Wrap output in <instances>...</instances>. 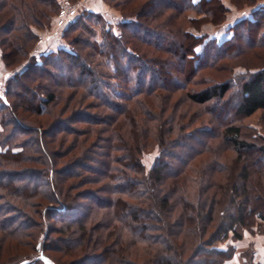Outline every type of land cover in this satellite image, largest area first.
Masks as SVG:
<instances>
[{"label": "trees", "instance_id": "1", "mask_svg": "<svg viewBox=\"0 0 264 264\" xmlns=\"http://www.w3.org/2000/svg\"><path fill=\"white\" fill-rule=\"evenodd\" d=\"M133 1L122 0L121 14L116 22H110L99 11L80 9L63 31L65 39L69 31L82 29L68 46L32 53L40 40L34 28L52 25L53 15L59 11L58 0H0V62L3 60L10 67L26 58L13 76L10 77L9 72L3 78L6 83L0 86V108L4 110L1 123L7 134L0 142V264H9L14 256L17 257L16 252H10V249H17V244L33 241L38 254L17 264L25 260H28L27 264H48L44 255L55 264H62L46 251L47 239L58 240L65 249L72 248L73 253L69 254L72 259L68 264H109V257L121 260V264H139L131 256L135 244L132 236L137 243L145 242L146 251H151L145 261L147 264H174L176 261L184 264V257L189 261L188 256L192 257L194 251L200 250L212 252L223 262L232 256L234 249L231 246L223 249L217 244L229 238L241 239L243 230L255 218L264 221V192L259 191L260 180L257 182L252 177L250 166L244 165L239 180L219 179L215 165L208 171L202 170L197 178V166L192 159L210 152V143L180 146L182 139H173L176 129L181 130L188 141L193 132L186 133L188 122H178L174 114L157 123L162 112L174 110L175 106L168 102L178 88L186 89V98L196 104L230 101L237 116H251L264 110V68L231 75L225 81L213 80L206 84L201 80L198 85L194 83L193 88L187 85L174 87L168 85L172 78L162 68L167 58L159 53L155 58L148 57L133 45L136 40L157 49L159 45L163 46L159 51L178 57L182 66L176 70L182 79L190 82L204 68H209L208 62L220 64L238 50L241 46L236 45L237 42L246 40L252 48L258 35L264 37V4L233 24H227L229 7L222 0H165V3L163 0H143L140 4ZM156 1H161L160 5L154 4ZM129 10L130 13H126ZM192 10L203 11L208 21L219 28L213 33L201 31L199 34L184 28L177 22V17L181 14L188 23L196 22L189 14ZM219 11L223 12L220 17ZM165 12L168 15L162 20ZM86 15L102 17L108 26L102 41L92 37L95 31L84 21ZM147 22L157 23L155 28L159 29L171 25L168 29L178 40L152 41L150 37H160L162 32L154 27L148 29L144 25ZM242 28L250 34L246 39L242 36ZM96 56L105 61L109 70L90 63ZM69 60L75 62L74 77L77 78L74 81L67 79L65 71L60 69V65L67 67ZM150 62H155L156 66L150 67ZM224 64L225 68L216 66L215 69L233 72L232 66ZM55 69L65 79L63 83H56L52 77ZM204 77L206 80L210 76L205 74ZM233 85L237 90L233 96H228ZM24 91L30 93L32 104L12 100L22 97ZM121 98L122 102L119 101ZM100 104L104 108L105 105L112 106L113 113L102 111ZM99 123L104 126L99 127ZM117 125L118 131L114 129ZM77 131L78 136L74 138ZM65 136L72 137L67 146L63 144L68 147H64L66 151H52L53 138ZM222 137L236 153V158L242 160L244 151L256 150L264 162V138L260 144L249 140V136L243 135L240 124L226 126ZM70 139L66 138V142ZM30 141L40 147L34 149L37 157L27 150ZM152 142H158L160 149L147 168L144 155ZM19 146L22 149L17 148ZM175 146L179 148L176 150ZM101 149L104 152H98ZM67 151L72 152L70 158ZM97 154L102 158L93 157ZM90 159L95 166L88 164ZM178 160L182 164L175 167ZM86 169L98 171L104 176L102 179H107L104 185L109 196L107 205L100 206L96 201L87 208L81 200L97 199L98 194L89 189L80 190L87 185V179L75 184L68 182L71 177L81 176ZM258 169L256 178L264 176V168L259 166ZM29 188L34 191V197L27 195ZM175 198L182 202V210L171 224V217H175ZM132 199L137 200V204L130 203ZM160 211L165 213L166 220ZM145 217L150 221H145ZM50 219L58 225L50 223ZM26 220L29 223H23ZM123 227L132 235L128 242L120 235ZM30 228L31 234L28 233ZM168 228L173 231L172 238ZM184 233L185 239L180 241ZM9 237L16 242L7 245ZM39 243L41 251L37 249ZM91 249L96 252H88Z\"/></svg>", "mask_w": 264, "mask_h": 264}, {"label": "rangeland", "instance_id": "2", "mask_svg": "<svg viewBox=\"0 0 264 264\" xmlns=\"http://www.w3.org/2000/svg\"><path fill=\"white\" fill-rule=\"evenodd\" d=\"M60 1L61 0H58V3ZM71 1L74 3L79 2L81 4V7L79 8V10L83 9V8H87L90 10H95V11L101 12L102 14L106 15L105 17H107L110 22L118 21L119 16H120L119 14H121L119 7H122V6H120V3L123 4L122 0H109V1H107V0H71ZM170 1H174V0H170ZM258 1L259 0H239V1L222 0V2L229 7L225 21L226 22L228 20L230 21V19H232L234 15L236 17L237 16L236 14H239V13L241 14L243 9H245L246 7L248 8L249 6L254 5ZM133 2H135L136 4H140L141 2H143V0H134ZM160 2L161 1H158V2L156 1V3L154 2V4L160 5ZM162 2L165 3V0H163ZM59 8H60V5H59ZM126 13H130V10L126 11ZM189 14H191L192 17L195 18L196 22L188 23L186 21L187 18L181 14L178 15L177 22L180 25H183L184 28H186V29L189 28L191 30V32H193L195 34H199V32H201V31L213 33L214 31L217 30V28H219V25L215 24L212 21H208L209 18L204 16L203 11H200V13H198L197 11L192 10ZM222 14H223L222 11H219L217 13V15L219 17ZM167 15H168V13L165 12V16L162 18V20H164V18H166ZM186 16H188V15H186ZM84 21L91 27V29H93L95 31V33L92 35V37L97 38L98 40L102 41L103 32L108 29V26L105 25V22L102 20V17L97 18L95 15H86ZM51 24H52L51 26L45 27V28H37V27L34 28V31L40 36V40L38 41L37 46H36V48H34L32 53H41V52H44L46 50H50L51 47L55 48L57 46H63V45L68 46V42H70L75 37H77V35H79V32L82 31L81 28H78L73 32L69 31L68 38L64 39V37H63L64 32L63 31L66 28L60 27V25L58 24V13L53 15V22ZM144 25H146V27L148 29L149 28L151 29L153 27L155 28L157 23H152V22L148 23L147 22ZM147 28H144V29H147ZM162 28L161 29L155 28L157 31H160L162 33L160 34L161 35L160 37H150V39L152 41H154V42L159 41V42L165 43L168 41H174L175 42L178 40L176 38L177 36L175 37L176 34L174 32L172 34V32L169 31L172 28L171 25L166 24ZM168 28H170V29H168ZM241 31H242L241 32L242 36L245 39L250 35L245 30V28H242ZM48 36H52L51 39H48ZM85 36H88V33L85 32ZM257 38H258L257 43H256V45L252 46V48L248 47V44L250 42H248L246 40L237 42L236 45L238 44V46H241V47L238 50L234 51L236 53H234V52L230 53L229 56H227L226 58L223 59L224 61L220 63L221 65L218 62L217 63L208 62L209 68H207V67L204 68V70L200 71V74L196 75L192 81L190 80V82L187 79H186L187 81L182 79L180 77L181 75L176 70V69H179L178 66H182L181 60L178 57L173 58V57L169 56L167 53H162V51H159L163 46L159 45L160 47H158V49H157L156 47H153V46L150 47V46L140 44L136 40L133 41V45L140 48L142 53H145V54L147 53L146 55L148 57L155 58V55L159 53V54H162L163 57L167 58L165 60V64H162L163 65L162 68L172 78V81H169V83H168L169 86L183 87V86L187 85L188 88H193L195 86V84L198 85V83H200L201 80H203L206 84H209L213 80L225 81L231 75H234V76L237 74L243 75L246 72L247 73L253 72L256 69H259L262 67L264 68V37L262 35H260V36L258 35ZM162 45H164V44H162ZM47 48H49V49H47ZM0 50H1V46H0ZM235 54H237V55H235ZM230 55H231V57H230ZM25 59L26 58L22 59V61L21 62L19 61V63L16 62L15 64L11 65L10 67H8L5 64V62L2 60V69L0 70V83H1L0 86H3V84L6 83V79L2 78L1 73L3 74L5 71H9V72H11V74H9V76L10 77L13 76L15 71L19 69V67L21 65L20 63H22ZM94 59L95 60L90 61L91 64H93V65L100 64V65H96V67H98L99 69L109 70V67L107 66V64H104L105 61H103L100 56H96V58H94ZM88 60H91V59H88ZM152 60H154V59H150V61H152ZM73 62L74 61L69 60L67 67L60 65V69H63V71H65L64 73H65L67 79L72 80V81L76 80V78H77V76L74 77L75 62L74 63ZM154 63L150 62V64H151L150 67H152V66L155 67L156 65ZM224 63H228L230 66H232L234 68L233 72H228V70H222V71L220 70L219 71V69H217V68L215 69L216 66H221L222 68H225ZM173 70H175V73L172 72ZM205 74H209V76H210L206 80L204 77ZM52 77L54 78V80H56L55 81L56 83H58V81H59V83H63L65 81V79L60 76V73L56 69L53 70ZM178 79H180V80H178ZM233 86L234 87H232V92L229 93L228 96H233V94L235 93L234 91L237 90L236 89L237 86L236 85H233ZM39 89H41V87ZM186 94H187L186 89L183 90L181 88H178V90L174 94H172V100H170L168 102V105L172 104L171 106H175L174 110L168 109L166 112H162L161 113V119H160V121L157 120V123H162L161 121L164 119H166V120L170 119L171 115L174 114V118L176 117L175 119H177L178 122H180V121L181 122H188L189 127L187 129L185 128L186 133L193 132L192 137H189V138H191V140L188 141L187 138L182 136L184 133L181 130L176 129V131L173 135V139H176V138H178L179 140L182 139L181 140L182 142H179L180 146H182L184 143H189V145H193V143H194V145H197V146H203L206 142L210 143V145H209V148L211 149L210 152H204V154L199 155L197 158L195 157L194 159H192L195 167L197 166L196 167L197 170L195 171V175L197 176V178L199 176H201L200 173L202 170L208 171L209 168L212 167V165L213 166L215 165V168L217 167L216 168L217 170L216 169L215 170L219 174L218 175L219 179H222V180L229 179V181L231 179L233 181L239 180V178L241 177V170L244 167V165L247 164V166H250L251 173L253 174L252 177L255 179V181L258 182V179L260 180L259 191L264 192V176L260 175L261 174L260 173L259 174L260 177L256 178L258 176V172H257V170H259L258 167L262 166L264 168V162H262V159L259 158L260 155L258 154V152L256 150L244 151L243 157H245V158L250 157L251 160L246 161L245 158L240 160V159L236 158L237 157L236 153L231 149L230 145L226 144L223 141V137H222V130L226 126H228L229 124H238V125L240 124L243 127V135L249 136L250 137L249 140L253 139V141H255L258 144L262 143V138H264V110H259L251 116H246V117L245 116H237L235 114V106L232 105L233 103L232 104L229 103L230 101L229 102L228 101L220 102L219 100H215L214 102H210V103H207L205 105H202V104H196V103L191 102L189 99L186 98V96H185ZM30 96L31 95L29 92L28 93L25 92V94L22 95V97L12 98V100L13 99L14 100L20 99L22 102L25 101V102H28L29 104H32V99L30 98ZM119 101L122 102V98ZM90 103H92V102H90ZM103 103L104 102L102 101V104ZM101 107H103V106L101 105ZM54 108H55V106H54ZM112 108H113L112 106L107 107L105 105V108L103 107V108H101V110L102 111L105 110L108 113L110 112V115H111V113H113L112 112L113 110H111ZM102 111H100V113L104 114ZM3 112H4V110H2L0 108V142L2 141V136L6 134L5 133L6 129L4 130V126L1 123ZM30 117H32V119L34 118V116H31V115H30ZM106 117H108V115H106ZM119 118H120V120H122L124 122V117L122 115H120ZM183 120H185V121H183ZM142 124H143V122H142ZM101 126H104V124L99 123V127H101ZM118 126L119 125H117L114 128V129H117V131L120 130V128ZM182 129H184V128H182ZM77 133H78V131L74 133V138H76L78 136ZM5 136H7V134ZM8 136H10V135H8ZM95 137H96V135H95ZM30 138H28V140ZM47 138L48 137H46V139ZM66 138L70 139L72 137L65 136L63 138L62 137H60V138L58 137L55 139L53 138L54 141H52V144L49 143L51 148H53L51 150L52 151L53 150L54 151L55 150L56 151H63V150L66 151V148H68V147H66L67 146L66 144L71 142V139L66 142ZM206 140H208V141H206ZM152 143H153V145L151 146L150 149H148V151L144 155V162L146 163L147 168L150 167V165H152V163L154 162L157 154L159 153V149H160L158 142H152ZM63 144L66 146H63ZM5 146L7 147V145H5ZM46 146L49 147V145L47 143H46ZM64 147H66V148H64ZM177 147L178 146H175L176 150L179 148V147L178 148ZM0 148H1V146H0ZM17 148L22 149L21 146H19ZM38 148H40V147L37 143H35L34 141H30V146L27 148V150H29V152L31 154L36 156L37 154L34 153V149L38 150ZM98 152L101 153V152H104V150L101 149ZM66 153H67V157L70 158L72 156L71 155L72 152L70 153L67 151ZM97 156H99V158H102L101 155H98V154L95 156L93 155V157L98 160ZM51 157L55 159V156L53 157L52 154H51ZM24 164H26V163H24ZM31 164L33 165V163H31ZM34 164H37V163H34ZM88 164L91 166H95V163L91 159L88 160ZM179 164H182V162H179V160H178L174 164V166L175 167L179 166ZM10 166L12 167V165H10ZM225 166H226V169H225ZM256 168H257V170H256ZM101 170H105V169L101 168ZM33 177H34V175H32L30 180H32ZM71 178H73V177H71ZM71 178H69L68 182L72 183V184L79 182V180L81 181V180L87 179V181H86L87 185L82 187L80 190L89 189V190H92L94 193L98 194L97 199H94V198H88L87 199L86 198L83 201L81 200V203L83 202V203L87 204V208L90 206L92 207V204H94V202H96V201H97V203L99 202L98 205H100V206H105L108 204V197L109 196L104 191L105 190L104 185H105V182L107 181V179H105V180L102 179V178H104V176L102 174H99L98 171L97 172H95V170L88 171L86 169V172H84L81 176H78V177L75 176V178H73V179H71ZM42 180H44V179H42ZM14 186H16V185H14ZM16 188H17V186H16ZM46 188H47V190H49L48 184H46ZM33 192L34 191L31 188L27 189V191H26L27 195H29L30 197L35 196L33 194ZM52 196L55 197V199L56 198L58 199V197H56L54 194ZM15 199H17V198H15ZM175 200H176V202H174V203H177L173 207V216L175 215V217H171V221H170L171 224L174 223V218H176V215H178L180 213V211L182 210V208H181L182 202H180V201L177 202L178 199H176V198H175ZM89 202H91V203L89 204ZM129 202L133 203V204H137V200L132 199ZM24 203H25V201H24ZM183 203H184V201H183ZM25 207L27 208L28 206L26 205ZM29 210H31V209H29ZM159 213H161L160 215H163V217L166 220L165 213H163L161 211ZM33 217H35L34 213H33ZM93 218H94V216H93ZM20 219L25 220L24 217H21ZM54 219L57 220V217ZM54 219H50L49 222L54 223L55 222ZM144 220L150 221V218L145 217ZM152 220H154V219H152ZM192 220H194V219H192ZM26 222L29 223L28 220L23 221V223H26ZM56 222H55V224L58 225ZM175 223H177V222H175ZM31 228L35 229L34 227H31ZM31 228L29 229V232H28L30 234L33 233V232H31V230H32ZM168 229H169L168 233L170 234V235L169 234L168 235L170 237L173 236V234H171L173 231H171L170 228H168ZM99 230L104 231L101 228ZM39 231H40V229H38V232ZM41 233L42 234L40 235V238L43 235V232H41ZM154 233L155 232H153V234ZM158 233H159V231H158ZM161 234H164V232L161 231ZM120 235H122V237H124L127 240V242H128V237L132 236L129 229H127L126 227L122 228V233H120ZM185 235H186L185 233L182 235L180 241L185 239V237H184ZM131 239L135 243L134 247L132 248L133 249V251H132L133 254H131L132 259L136 260L139 264H142L143 262L146 263L145 262L146 259L149 256H151L150 255L151 251H149V252L146 251L147 244H145V242H139L140 244L135 242L133 236ZM13 242H16V240L13 241V238L9 237L7 245L10 243H13ZM192 244H195V243L192 242ZM217 245H218V247L223 248V249H228L230 246L233 247L234 251L231 254L232 256L225 259L223 262H221L222 260L219 259L218 257L212 255V252L209 253V252H204V251L200 250V251H194V253H193L194 255L192 254V257L188 256L189 255L188 254L187 256H188V258H190L189 261H187V259H185V257H184L183 260L184 261L186 260V263H184V264H264V221L259 220V218H255L254 222H252L248 228H245V230H243V237L241 239L229 238L226 241L218 243ZM62 246H64V245L62 243L58 242V240H56V239H53V240L47 239L46 243H45V247L47 248L46 251L48 252V254H50L52 257H54L57 261H60V263L66 264V262H67V264H68L69 261L72 259V256L69 255L70 253H73V252H71L72 248H66L65 249ZM16 248L17 249H14V250L10 249L11 253L16 252L18 255L16 258L14 256L13 257L14 259L9 264H17V262H19L20 260H24V259H30V258L32 259L34 256H36L38 254L34 241L32 243L30 242L27 244H23V243L21 245L17 244ZM88 252L93 253L96 251L91 249ZM245 258H247V259H245ZM107 260L109 261V264H121V262H122L121 260L113 259V257H111V258L109 257ZM174 264H179V262L176 261V263H174Z\"/></svg>", "mask_w": 264, "mask_h": 264}, {"label": "built area", "instance_id": "3", "mask_svg": "<svg viewBox=\"0 0 264 264\" xmlns=\"http://www.w3.org/2000/svg\"><path fill=\"white\" fill-rule=\"evenodd\" d=\"M60 8L58 11V24L60 27H67L74 16L79 11L81 4L74 3L71 0H61L59 2Z\"/></svg>", "mask_w": 264, "mask_h": 264}, {"label": "crops", "instance_id": "4", "mask_svg": "<svg viewBox=\"0 0 264 264\" xmlns=\"http://www.w3.org/2000/svg\"><path fill=\"white\" fill-rule=\"evenodd\" d=\"M263 4H264V0H259L256 4H254L252 6H249L248 8L246 7L245 9H243L242 12H241V14L240 13L239 14H236L237 15L236 17L234 15L233 18L230 19V21L228 20L226 23L227 24H233L234 22H236L237 20H239L243 16H246L247 14H250L253 10L257 9L259 6H261ZM1 69H2V62H0V70ZM8 74H9V71H5L3 74L1 73L2 78H4Z\"/></svg>", "mask_w": 264, "mask_h": 264}, {"label": "water", "instance_id": "5", "mask_svg": "<svg viewBox=\"0 0 264 264\" xmlns=\"http://www.w3.org/2000/svg\"><path fill=\"white\" fill-rule=\"evenodd\" d=\"M37 248H38V250H40V249H41V245L38 244ZM43 259H44L46 262H48V264H55L54 261H53L52 259H50L49 257H47V256H43ZM26 263H28V261H24V262L21 263V264H26Z\"/></svg>", "mask_w": 264, "mask_h": 264}, {"label": "bare ground", "instance_id": "6", "mask_svg": "<svg viewBox=\"0 0 264 264\" xmlns=\"http://www.w3.org/2000/svg\"><path fill=\"white\" fill-rule=\"evenodd\" d=\"M39 244H40V243H39ZM40 245H41V244H40ZM37 249H38V248H37ZM39 251H41V249H40ZM44 256H45V255H44ZM47 257H48V256H47ZM49 258H50V257H49ZM50 259H51V258H50ZM25 261H28V260H25ZM23 262H24V261H23ZM23 262H21V263H23ZM21 263H20V264H21ZM26 264H27V263H26Z\"/></svg>", "mask_w": 264, "mask_h": 264}]
</instances>
